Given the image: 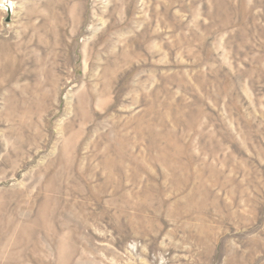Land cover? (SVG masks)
I'll list each match as a JSON object with an SVG mask.
<instances>
[{"label":"rangeland","instance_id":"rangeland-1","mask_svg":"<svg viewBox=\"0 0 264 264\" xmlns=\"http://www.w3.org/2000/svg\"><path fill=\"white\" fill-rule=\"evenodd\" d=\"M0 264H264V0H0Z\"/></svg>","mask_w":264,"mask_h":264}]
</instances>
